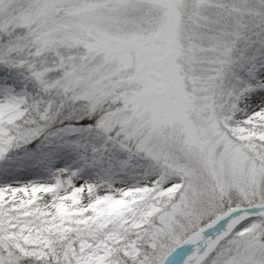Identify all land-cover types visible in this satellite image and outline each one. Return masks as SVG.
Masks as SVG:
<instances>
[{
  "label": "snow or ice",
  "instance_id": "obj_1",
  "mask_svg": "<svg viewBox=\"0 0 264 264\" xmlns=\"http://www.w3.org/2000/svg\"><path fill=\"white\" fill-rule=\"evenodd\" d=\"M0 264H264V0H0Z\"/></svg>",
  "mask_w": 264,
  "mask_h": 264
}]
</instances>
